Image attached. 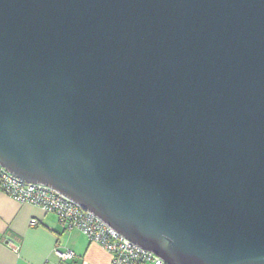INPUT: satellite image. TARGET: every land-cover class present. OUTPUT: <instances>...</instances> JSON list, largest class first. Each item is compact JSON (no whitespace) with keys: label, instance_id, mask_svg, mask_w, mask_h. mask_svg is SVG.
I'll use <instances>...</instances> for the list:
<instances>
[{"label":"water","instance_id":"95a60500","mask_svg":"<svg viewBox=\"0 0 264 264\" xmlns=\"http://www.w3.org/2000/svg\"><path fill=\"white\" fill-rule=\"evenodd\" d=\"M0 165L168 264H264V0H0Z\"/></svg>","mask_w":264,"mask_h":264},{"label":"crops","instance_id":"0c3cea01","mask_svg":"<svg viewBox=\"0 0 264 264\" xmlns=\"http://www.w3.org/2000/svg\"><path fill=\"white\" fill-rule=\"evenodd\" d=\"M55 250L73 256L60 260ZM0 264H111V256L79 230L60 229L54 214L0 192Z\"/></svg>","mask_w":264,"mask_h":264},{"label":"built area","instance_id":"2783aa9c","mask_svg":"<svg viewBox=\"0 0 264 264\" xmlns=\"http://www.w3.org/2000/svg\"><path fill=\"white\" fill-rule=\"evenodd\" d=\"M0 192L17 203H28L54 214L62 230H79L89 241L100 245L111 256V264H168L155 253L129 241L91 211L51 187L24 181L1 165ZM36 224V219L29 220L30 226ZM54 252L60 260L73 256L69 251Z\"/></svg>","mask_w":264,"mask_h":264}]
</instances>
